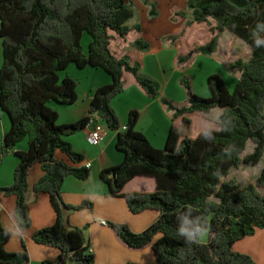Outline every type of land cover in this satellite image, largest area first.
<instances>
[{"label":"trees","instance_id":"16d2710c","mask_svg":"<svg viewBox=\"0 0 264 264\" xmlns=\"http://www.w3.org/2000/svg\"><path fill=\"white\" fill-rule=\"evenodd\" d=\"M187 2L192 17L187 23H207L213 31L209 40L199 36L197 43L192 39L190 53L213 54L221 34L229 31L250 45L253 55L229 65L232 71L241 72L234 91L214 73L208 77L210 96L197 94L191 82L183 78L187 106L176 107L163 97V102L175 110L174 118L183 120L178 126L172 124L165 146L158 148L137 129V110L131 111L124 129L112 105L125 90V72L132 73L149 96L158 97L162 92L156 80L143 75L128 56H119L114 49L117 40H128L141 30L140 25L127 24L135 16L131 5L125 0H0V119L6 111L11 120V128L0 143V167L9 153L20 158L14 182L0 187V195L17 196L19 226L29 229V177L34 166H41L44 173L33 192L36 196L50 195L57 219L53 225L37 230L33 239L61 251L56 259L41 264H95L86 228L71 222L74 211L92 208V203L73 205L63 196L67 177H90L91 168L84 165V155L67 138L85 129L94 114L109 129L118 130L116 146L125 155L120 164L101 172L112 195L125 197L134 213L147 209L159 212L158 219L143 232L111 222L126 244L132 248L152 244L156 264H257L252 255L236 250L235 244L264 229V195L259 190L264 188V167L256 182L245 186L236 178L224 177L232 168L255 167L264 158V0ZM151 14H157L155 4ZM177 14L188 18L187 12ZM197 26L194 29L198 32ZM86 32L92 36L87 52L83 45ZM131 43L140 50L150 46L141 38ZM189 55L180 54L178 59L185 62ZM72 63L79 68H103L111 74L112 82L94 90L87 116L60 123V114L52 103L73 105L79 99L78 81L67 72ZM218 107L222 113L217 125L204 128L194 137L191 115L210 113ZM25 139L28 148L22 150L19 144ZM249 141L255 147L243 157ZM136 177L155 179L156 189L125 192V186ZM186 219L188 227L204 228L201 243H188L179 235L178 229ZM157 235L161 237L155 240ZM10 239L0 210V264H31L25 242L23 250L10 251Z\"/></svg>","mask_w":264,"mask_h":264},{"label":"crops","instance_id":"0c3cea01","mask_svg":"<svg viewBox=\"0 0 264 264\" xmlns=\"http://www.w3.org/2000/svg\"><path fill=\"white\" fill-rule=\"evenodd\" d=\"M133 1L134 0H130V2ZM153 1L154 0H149V3H146L144 0V6L142 7L146 18L154 23L156 20L154 18L157 14H151L152 4H155ZM126 2L128 3V1ZM183 11L185 12V10ZM134 19L135 16L127 23L128 26L135 27L136 25H140L141 30L130 35L128 40L122 38L117 40L115 44H113L114 49L119 56L126 55L133 63L138 65L139 68L141 67L140 71L143 75L161 84L162 77H160V74L161 72H166V64L165 60L162 59V55H160V50L163 49L165 45L169 46V44H165L164 42L167 36L162 33L161 30L157 29V27H154V33L151 35V38L156 42L154 53H152L153 45L150 38L148 41H151V46H149L148 49H138L131 41L137 38L146 39L151 32L147 33L146 27L139 22L132 23ZM189 19L190 17L188 14V18L182 20L189 21ZM83 40H85V37H83ZM86 41L88 42L89 49L92 37H87ZM0 54H2V46L0 48ZM149 54L154 55L151 60L148 59ZM149 64H152L153 67L149 68ZM71 65L67 72L78 81V92L80 86L79 80L81 78L86 77L88 79L91 77L93 81H90L88 84L89 89L86 93V108L79 114V111L67 108L71 107L69 105H61L59 109L52 105V107L59 112V121L61 123H73L87 116L94 90L112 82L111 74L103 68H95L92 66L79 68L76 64L74 66ZM61 74L63 76L66 75L65 72ZM124 78L126 81L124 92L115 97L112 101V105L119 115L121 124L123 126L127 125L131 111L137 110L140 114L137 129L144 132L154 146L158 148L164 147L168 135V128L166 129L167 124H164V119L168 117L169 120H171V122L169 121L170 129L172 124L177 126L180 125L183 118H174L175 110L170 109L169 106L163 102V97L167 98L163 92H161L158 97H151L141 87L132 73L125 72ZM78 94L79 101L80 92ZM78 101L73 105H76ZM176 107L180 106L176 105ZM216 109L217 108H214L210 113L196 112L191 115L193 119L192 134L194 137L204 128L217 125L222 109L219 107L218 110ZM215 111H217L216 115H211ZM196 119H199L198 121L200 123L197 122L196 124ZM10 128V117L6 111H3L0 119V143L3 142L4 136ZM92 128L93 125H89L82 131L67 138L72 143L74 149L84 155V163H92L91 174L88 179L82 180L71 175L66 178L64 183L63 196L67 203L73 205H81L84 202L92 203V208H83L74 211L71 214V222L75 226L86 228V235L96 256L95 264H127L129 262L156 264L157 257L152 244L142 248L130 247L112 228L111 222L128 224L134 232H143L158 219L159 212L155 209H147L140 213H134L131 211L125 197L112 195L110 185L104 181L101 172L105 168L120 164L124 159V153L118 150L116 146L118 130H112L107 127L101 145L94 146L87 140L88 132ZM19 148L22 150L27 149L28 139L23 140L19 144ZM60 157L67 159L63 154H60ZM19 162V156L14 153H9L4 157L0 167V187L10 185L14 182V172ZM43 173L39 164L34 166L30 172V191L28 193V198L30 201L32 225L29 229L23 230L19 226L16 217L17 196L0 195V210L2 212L3 224L11 232V239L7 248L10 251H21L23 250V242H25L30 253L31 264H41L44 260H54L61 253L58 248L39 244L33 239V235L37 230L53 225L57 219V214L52 205L50 195L48 193H40L36 196L33 192L34 184ZM155 189V179L148 177H136L125 186V192H152ZM101 220L107 221L108 224H102L100 222ZM159 237H161V235H157L155 240ZM235 249L251 254L254 259L258 261V264H264V229H258L254 236H249L238 241L235 244Z\"/></svg>","mask_w":264,"mask_h":264},{"label":"rangeland","instance_id":"374dc122","mask_svg":"<svg viewBox=\"0 0 264 264\" xmlns=\"http://www.w3.org/2000/svg\"><path fill=\"white\" fill-rule=\"evenodd\" d=\"M126 1H128L129 5H131L132 3L131 6L135 10V19L132 23L139 22L141 25H144L146 27L147 33L151 32V34L143 40H145L149 44L152 41V53H154L156 48V42L151 38V35L154 33L153 28L157 27V29L161 30V32L167 36L164 42L165 44H169V46L165 45V47L160 50V55H162V59L165 60L166 64V72H161L160 74V77H162V83L160 84V86L162 88L163 94L172 102V104L180 107L188 105V94L185 85L182 83L183 78H187L191 82L194 91L204 97L211 95L208 84V77L214 73L221 75L230 91L235 90L238 80L240 79L241 72L238 69L232 71L229 68V65L234 63L239 58L249 60L253 55V48L250 45H248L245 41L238 38L231 32L225 31L219 38V48L215 53H190L189 44L192 39L197 43L200 42L198 40L200 39L198 38L199 36H201V38L204 37L205 39L209 40L213 35V31L211 30V25L207 23L197 26V23L188 24L187 20H182L184 18L182 16H179L177 12L183 10H185V12L187 11V13L189 14V21L192 20L191 12L188 10L187 0H154L153 2L155 3V8L157 10V16L154 18L156 19L154 23L151 20L147 19L144 14V9L142 7L144 6V0H134L133 2H130V0ZM196 26L199 27L198 32L194 29ZM196 36L197 39L194 38ZM84 37L85 40H83V45L85 51L87 52L88 42L86 41V38H90L92 36L88 33H85ZM149 38L151 39V41H148L150 40ZM2 42L3 40L0 37V48L2 46ZM180 54H182V56H186L188 54L190 55L185 62L181 63L178 59V56ZM153 56V54H149L148 59L151 60ZM72 64L73 65L71 66L75 65L74 63ZM2 65L3 54H0V66ZM152 67V64H149V68ZM90 81H93V78L89 77L87 79L85 77L79 80L80 100L76 105H69L71 107L67 108L79 111L78 114L86 108V93L89 89L88 84L90 83ZM52 105L58 107L59 109L61 105L67 104L53 102ZM216 110H218V108ZM216 112L217 111H215L211 115L215 116ZM198 120L199 119H196V124ZM169 121L171 122L168 117L164 119V124H167L166 129L168 128V133L170 131ZM254 147L255 143L253 141H249L246 150L242 154L243 157L251 153ZM263 167L264 158L255 167L243 165L240 168H232L230 170V174L224 177V179L226 180L232 177L236 178L242 186H245L249 183H255L258 176L261 174ZM259 190L264 195V188L259 187ZM256 262L258 264L257 260Z\"/></svg>","mask_w":264,"mask_h":264},{"label":"built area","instance_id":"2783aa9c","mask_svg":"<svg viewBox=\"0 0 264 264\" xmlns=\"http://www.w3.org/2000/svg\"><path fill=\"white\" fill-rule=\"evenodd\" d=\"M89 125H93V128L88 132L87 135L88 142L94 146L101 145L103 141V137L107 131L106 124L102 122L101 118L97 114H94L91 116V121ZM123 128L125 129L126 127L124 126ZM84 165L88 168L92 167L91 162H85ZM100 222L105 225L108 224V222L105 220H101Z\"/></svg>","mask_w":264,"mask_h":264},{"label":"clouds","instance_id":"9594fccd","mask_svg":"<svg viewBox=\"0 0 264 264\" xmlns=\"http://www.w3.org/2000/svg\"><path fill=\"white\" fill-rule=\"evenodd\" d=\"M190 222L186 219L184 224L178 229L179 235L184 237L186 242L188 243H196L199 244L203 241L205 230L204 228L195 227L190 228L188 224Z\"/></svg>","mask_w":264,"mask_h":264},{"label":"bare ground","instance_id":"6f19581e","mask_svg":"<svg viewBox=\"0 0 264 264\" xmlns=\"http://www.w3.org/2000/svg\"><path fill=\"white\" fill-rule=\"evenodd\" d=\"M261 237V236H260Z\"/></svg>","mask_w":264,"mask_h":264}]
</instances>
